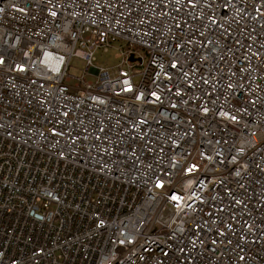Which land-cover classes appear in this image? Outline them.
<instances>
[{
    "label": "built area",
    "instance_id": "1",
    "mask_svg": "<svg viewBox=\"0 0 264 264\" xmlns=\"http://www.w3.org/2000/svg\"><path fill=\"white\" fill-rule=\"evenodd\" d=\"M0 264H264V0H0Z\"/></svg>",
    "mask_w": 264,
    "mask_h": 264
},
{
    "label": "rangeland",
    "instance_id": "2",
    "mask_svg": "<svg viewBox=\"0 0 264 264\" xmlns=\"http://www.w3.org/2000/svg\"><path fill=\"white\" fill-rule=\"evenodd\" d=\"M127 50V45L124 41H116L110 47L103 49H97L93 51L92 57V66L95 68L103 67L111 70L118 66L120 61L124 58L122 53ZM136 56H143V53L139 50H135ZM145 59V58H144ZM84 70V63L77 59H71L69 63L68 75L72 77L79 78L82 75V71ZM86 78L90 79L89 75H86ZM132 81L134 84H137L139 81L138 77H133Z\"/></svg>",
    "mask_w": 264,
    "mask_h": 264
},
{
    "label": "water",
    "instance_id": "3",
    "mask_svg": "<svg viewBox=\"0 0 264 264\" xmlns=\"http://www.w3.org/2000/svg\"><path fill=\"white\" fill-rule=\"evenodd\" d=\"M127 61L129 63H133L135 61V59L132 58V55H129L128 58H127ZM136 61L139 62V59H137Z\"/></svg>",
    "mask_w": 264,
    "mask_h": 264
}]
</instances>
